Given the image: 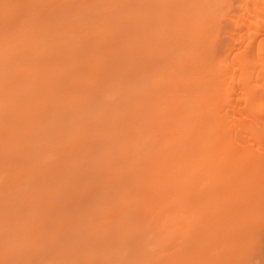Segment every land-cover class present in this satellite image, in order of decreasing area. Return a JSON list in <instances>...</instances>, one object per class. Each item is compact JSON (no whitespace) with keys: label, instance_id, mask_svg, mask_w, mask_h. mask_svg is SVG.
<instances>
[{"label":"rangeland","instance_id":"obj_1","mask_svg":"<svg viewBox=\"0 0 264 264\" xmlns=\"http://www.w3.org/2000/svg\"><path fill=\"white\" fill-rule=\"evenodd\" d=\"M165 1L171 3L169 8L165 7L166 3L163 4ZM200 1L201 6L198 5V8L209 3L208 0L207 3L204 0V3ZM233 1L214 0L213 2L212 0V4L219 3L214 5L215 13L213 7L205 6L209 9H205L208 12L204 10L205 16L197 17L202 19H199V22L204 19L207 25L200 26L201 23L199 24L196 18L198 9H195L194 4L191 6L192 0H0V39L8 40L18 36V42L21 43L17 48L15 45L13 49L11 47V57L0 53V73H2L0 75V264H264V194L256 195L259 191L264 192V187L262 190H257L264 182V169L252 168L256 172L248 173L247 178L256 175L254 183L257 184L252 187L253 180L247 179L251 185H247L250 186V192L248 189H245L246 192L242 189L241 192L240 188V191L233 192L232 199L228 194L225 195L226 191H222L227 187L223 186V183L219 186L224 188H215V182L214 185L212 184L213 187L209 186L213 182L211 172L209 175V172L204 170L210 167V162H214V166L219 167L220 163L221 167L226 164V168L229 164L226 158L225 160L224 157L222 158V153H226L220 152L223 146L224 150L226 149L227 140L218 130L220 128L222 130V125L224 128L228 125L232 114L231 107H227L222 99L223 89L220 94L219 91L218 94H214L213 90L210 91L218 95L217 97L222 93L221 104H225L224 107L220 104L223 108L221 106L217 108V110L221 109L218 110L220 114H217L212 103L214 101L211 100L212 108H215L218 116L215 115L214 118L213 115V118H209L217 121L212 124V120H209L205 132H208L209 128L212 129L211 132L206 133L208 134L206 140L209 139L212 145L206 144V140L201 139L205 133L201 129L203 132L201 136L199 135L201 147L198 146L197 150L204 156L196 152L197 150L195 152H192V148L190 150L195 155V160L198 159L199 162L193 164V167L204 166L200 168L202 172L203 170L206 172L202 175H209L211 178L206 177V180L203 178L200 183L199 171L196 170L197 168H192V171L196 170L195 176L197 174L196 178H193L195 181L198 180L196 182L199 184L195 187L193 184L188 186L185 184V178L183 177L182 180L183 178L180 179L178 176L182 183L185 181V185L177 189L176 186H179L177 182L181 184V181L177 180L178 178L173 180L177 177L178 171L176 172L172 166L174 162L172 156L177 158V161L180 159L177 157L179 152L176 153L178 148L173 151L179 146L168 143L169 140L172 142V137L169 136H172V130L175 128L173 119L176 116L173 117L172 112L177 109L176 104L182 99L189 100L190 91L194 89V85L195 87L199 85L196 80L201 78L202 74L203 77L208 74L201 69L198 70L199 73H195L198 68L194 72L193 68L196 66L192 68L191 63L189 65L191 60L187 62L186 58L182 59L188 63L189 72L185 68L187 66L185 62L182 67L185 69H181L183 62L180 68L172 62L166 65L165 61L167 67L163 65L164 58L161 56L163 53L157 48L163 41L161 38L169 36L173 38L176 31L172 30L171 25L176 23L180 26L179 32L182 29L187 34L184 36V32L178 33L177 30L176 33L184 37L176 35L174 39L177 38L179 41L175 39V43H180L181 39L184 41L188 37L186 41L191 43L190 49L197 45L201 50L200 43L197 42L200 37L197 35L200 33L199 35L203 36L199 40L202 44L201 39L204 40V37L210 34L212 38L207 39L210 42L204 40L206 41L204 45L209 43L214 47L212 49L209 45L210 50L208 48L206 50L205 47L206 51L215 54V56L211 54L215 57L212 58L206 53L212 59L210 66L215 61L219 66L222 61H231L234 54L230 55L232 59L227 56L224 60V53L221 50L226 43L224 40H228L231 34L229 28L233 30L230 20L225 17H231V13L222 16L221 12L222 14L230 12L231 7H233L231 10L238 12L236 11L238 6L235 7V4L239 2ZM215 8L225 10L217 11ZM175 9L179 11L177 14ZM177 15H180L181 19H177ZM215 18L214 22L212 19ZM223 26L226 30H223ZM202 27L213 31L209 29L211 33H203L205 29L201 33ZM194 34L196 36H193ZM169 39L167 45L171 43ZM158 41L157 46L155 43ZM195 48L190 50L194 51L193 54L198 50L196 49L195 52ZM151 49L156 50L154 54L151 53ZM198 54L203 56L201 51ZM254 55L257 57V52L251 54ZM194 59L193 64L197 59L199 60V57L196 61ZM149 60L159 62L157 66L152 67L147 65L150 63ZM217 63L215 64L218 67ZM215 64L211 72L215 70ZM259 65L261 67V64ZM149 68L153 70L150 71ZM27 69V74H23L20 79H14L15 71ZM176 69H181L183 72L186 70L187 73L176 78L177 71H174ZM257 70H253L252 80L255 78L254 74L258 75ZM261 71L254 81L258 82V86L263 87L264 71L263 73ZM207 78L209 82L206 81ZM207 78H201L202 90L204 86L206 88V84L213 86L210 82L213 78L210 75ZM10 83L13 87L8 89L7 85ZM189 83L194 84H190L192 88ZM260 89L263 90L259 87L255 90L256 93L260 94L262 92L259 91ZM166 91L173 92L172 96H169L170 93L165 95ZM146 93H151L152 97L146 96ZM262 96L264 97V93ZM202 99L203 97L200 100ZM169 100L172 102L170 103ZM218 101L219 98L216 102ZM189 102L183 104L185 107L189 106L187 109H191L189 114H192L193 108ZM256 102L258 103V100ZM172 103L177 106L176 109L173 108ZM203 103H206L203 107L210 106L208 101ZM161 111L165 118L162 116V119L157 120L154 113ZM212 111H209L208 117L212 115ZM187 112L182 113L183 121L187 122L181 123L184 124L183 126L188 123L186 126L190 127L194 118L191 119V115L186 118ZM202 112L204 113L203 109L200 112L202 116L206 115ZM234 114L240 119V115H236L238 113ZM218 117L220 120L223 119L222 123ZM169 119L170 121H167ZM142 121L144 127L141 125ZM176 121L180 123L178 119H175V123ZM178 123L175 126L180 129ZM258 126L256 124L259 130L256 129L258 131L255 132L254 128L253 131L248 130L249 127L245 128V133L259 136L262 144L259 147L262 146L260 149L264 151V123L259 122ZM237 130L238 138L247 141L246 135L241 133L240 129ZM129 132L134 133L129 134ZM139 132L145 134L141 135ZM214 135L219 139L214 138ZM161 138L164 139L167 148L169 146L173 149L168 148L172 155L167 150L162 151V148L163 150L167 148L164 146L161 148L164 145ZM132 139H135L136 143L131 141ZM159 139L162 145L161 142L159 144ZM188 141L191 140L188 138ZM202 141L203 145H207L205 150ZM245 141H243L244 145L248 142ZM216 142H219L217 143L219 146H215ZM158 144L161 149L157 147ZM182 145L180 147H184L183 143ZM213 145L218 149L214 150ZM157 148L163 152L161 157L157 156ZM187 148L181 150L186 151ZM253 148L252 153L258 151L255 146ZM206 149H209V152ZM147 150L148 152H145ZM190 151H188L190 158L187 157L188 152H184L187 154H184L187 162L183 161V165L193 160ZM230 157L232 158L229 155L227 160ZM209 158H213L211 159L213 161ZM200 161H205L206 164L200 165ZM218 161L220 163L216 165ZM240 161L241 166L244 164L248 166L245 161L244 164L242 160ZM231 164L230 161L229 167ZM176 168L179 169L178 166ZM226 168V172H230ZM210 169L212 168H209V171ZM247 169L250 172L251 166ZM226 172L224 175L227 174ZM237 172L236 175H244ZM213 173L218 175L217 171ZM257 180H260V184ZM191 181L187 180V184L195 183ZM233 181L231 180V184ZM240 181L243 179L237 182L242 183ZM223 182L224 185L227 183ZM244 186L246 188L245 183ZM254 187L257 189L255 190ZM236 188L239 189V186ZM254 191L256 194L254 193L253 196L256 199L252 201L250 194ZM182 204L186 205L182 206ZM210 208L212 212L209 211ZM180 222H183L181 230H179ZM94 224L96 226H93Z\"/></svg>","mask_w":264,"mask_h":264},{"label":"bare ground","instance_id":"obj_2","mask_svg":"<svg viewBox=\"0 0 264 264\" xmlns=\"http://www.w3.org/2000/svg\"><path fill=\"white\" fill-rule=\"evenodd\" d=\"M206 3H207V0H204ZM209 1V3L206 5V4H203L204 5V7L205 6H209L208 8H212L213 7V12H214V5H215V3L214 4H212L213 2H214V0H213V2H212V0H208ZM231 1H233V0H231ZM235 1H237V2H239L238 4H235V7H237L236 8V11L238 10V12H235V11H233V10H231L233 7H231V9H230V12H225V14H224V12H223V14H222V12H221V15L222 16H225V15H228V13L231 15V17L230 16H225L226 18H227V20H230L229 22H230V26H233L232 27V29L233 30H230V28H229V33L231 32V34H229V36H228V40L226 39V40H224V42H226L223 46H222V48H221V50H222V52L224 53V60H225V58L227 57V56H230L231 54L233 55L234 54V56H233V59L231 58L232 56H230V58L232 59H229V60H231V61H229V62H226V61H222V64L219 66V63H217L216 61H215V63H217L218 64V67H217V65L215 64V63H213L211 66H210V63H212V59L210 58V57H212V55H214L215 56V54H213L212 52L210 53L209 52V48H208V46L210 45V47L212 48L213 46H211V44H207V45H204V44H206V41L207 42H210L209 40H207V39H209L208 37H211V36H209L210 34H208V36L206 35V37H204V40H206V41H204L203 40V38L201 39L202 40V44H201V41H199L200 40V38L201 37H203V36H200L199 34L197 35V36H199L198 38V40H197V42L198 43H200V48H202L201 50L198 48V46L197 45H194V42L193 41H191L192 42V45H194L193 47H191V49H190V46H191V43H188V41H186L187 40V35H186V39L185 38H183V40L184 41H182V39L180 40L181 42L179 43L178 41V39L177 38H175V39H177L178 41V43H175V39H174V37L177 35V36H183L184 34H187V32H184L185 30H182L181 29V31H182V33H183V35L182 34H180V35H178V33H180L179 32V29H180V26L178 25V24H176V23H172V25H171V27H172V30H174V32L176 31L177 32V30H178V33H174V37L173 38H171L172 36H169V37H167V38H164V37H162L161 39L163 40H160V41H162V43H161V45L160 46H158L159 45V41H158V43L156 42L155 44L158 46L157 48L159 49V51L161 52V53H163V55H161V56H163V58H164V61H163V58H162V60L161 61H163V65H165L166 63V65H168V63H170V62H172V63H174V65L176 64V66L178 67V68H180V66H181V63L183 62V64H182V66H181V69H185L186 68V70H188L187 68L189 67L188 66V60H191V62L189 61V65H190V63H191V67L193 66L194 67V65L196 66V67H192L193 69V71L195 72V69L196 68H198V69H196L197 71L195 72V73H197L198 72V70L200 71V69L201 70H204L203 72H205V74H208L207 76H209L210 75V77H212L213 78V80H211L210 82L213 84V86H209V85H207L206 84V88H205V86H204V90H202V88H203V85L201 86L200 85V83H202V79L201 78H207V76H205V77H203V74L201 75L202 77L201 78H199V79H197L196 80V83L197 84H199L197 87H195V85L194 84H192V83H189V85L190 84H192V85H194V89L192 90V91H190V94H191V97L189 98V100L187 99L186 101H183V99L181 100V102H179V103H181V104H183L184 102L185 103H187V101H190L189 103H190V106H191V104H192V107L191 108H193V112H192V114H194L193 115V117H192V114H189V112L191 113V109H187V107L189 108V106H187V107H185L184 106V104H183V106L182 105H180L179 103V105L180 106H182L181 107V109L179 108V105L178 104H176L177 106V109H176V107H175V105L173 106V108L174 109H176L175 110V112L173 113L172 111V114H174L173 115V117L174 116H176V117H174V119H173V117H172V119L174 120L173 122H174V129L172 130V136H169V138L170 137H172V142H169L168 141V143H171V144H174V145H178L179 147H175L174 148V150L173 149H171L169 146H168V148H169V150L171 149V150H173V151H175V149H177L178 148V150L176 151V153L177 152H179V153H177V157L179 158L180 157V159H178V161H179V163H177L178 161H177V158H175L174 156H172V158L174 159V162H173V167H174V170L178 173H176V175H177V177L176 178H174L173 180H175V179H177L178 178V176H179V178L181 179V178H185V181H186V185H191L192 186V184L194 185L193 187H195V185L196 184H199V182L201 183L202 182V179L204 178L205 180H206V177H209V175H210V172H211V177H209V178H211L212 179V183L211 184H209V186H211L212 184L214 185L215 183V185H214V187L215 188H219L220 186H219V184L220 183H223V186H227V187H220V188H224L222 191H226L225 192V195L226 194H228V197L230 198V199H232L233 197V195H234V193L236 192V190H238V191H240V188H241V192H242V189H244L243 191L244 192H246L245 191V189L247 190H249V187L252 185V187H253V185L254 184H257V182L256 183H254L255 182V178L254 177H256V175L255 176H252V177H250V178H247L248 176L247 175H249V174H254V172H256V171H253V169L252 168H254L255 170H261V169H264V167H263V165H264V151H262V149H260L261 147H259L260 145H262L261 143H260V141H261V138L259 137V136H257V135H255L254 133H250V134H246L245 133V128H248V130H250V131H253V129L252 128H254V132L255 131H258L259 129L258 128H256V124H257V126H258V123L260 122V124L261 123H264V97L262 96L263 95V93H264V86L263 87H261V85H257V83H255V81L254 80H256V77L257 76H259V73H260V71L262 70V71H264V0H235ZM235 1H233V2H235ZM169 3V1H165L163 4H165V7L166 8H169V6L171 5V3ZM192 4H191V6H193V4H194V6L196 5V7H195V9L197 10H195L194 9V11H196L197 12V15H196V18L198 19V23L200 24H202V22H203V24L201 25L200 24V26H205V25H207L205 22L206 21H204V19H203V21H201L202 19L199 17H197V16H205V12H204V10L205 9H208V8H204L203 7V5H202V8H200V6H201V1L200 0H192ZM197 2H198V4H197ZM210 2H211V4H212V6H211V4H210ZM190 3H191V1H190ZM202 3H204L203 2V0H202ZM236 3V2H235ZM219 3L217 2L216 3V5H218ZM224 4V3H223ZM231 5H232V3H230ZM198 5H200L199 6V8L197 7ZM237 5V6H236ZM223 6V5H222ZM221 6V7H222ZM225 7V6H224ZM223 7V8H224ZM234 7V8H235ZM204 8V9H203ZM223 8H221V9H223ZM229 8H230V5H229ZM192 9V8H191ZM216 9V8H215ZM217 9H219V8H217ZM216 9V10H217ZM220 9V10H221ZM201 10V11H200ZM209 10V9H208ZM210 10H212V9H210ZM215 10V11H216ZM220 10H217V11H220ZM223 10H225V9H223ZM228 10V9H227ZM235 10V9H234ZM175 11H176V14L179 12L178 11V9H175ZM206 11V10H205ZM232 11V12H231ZM206 12H208V11H206ZM234 12V13H233ZM195 13V12H194ZM193 13V14H194ZM204 14V15H200V14ZM215 13V12H214ZM217 13V12H216ZM199 14V15H198ZM219 15H220V13H218ZM217 14V15H218ZM207 15H210V14H207ZM216 15V14H215ZM224 17V18H225ZM230 17V18H229ZM176 18L177 19H181V16L180 15H177L176 16ZM210 18H211V16H210ZM212 18H213V16H212ZM220 18V17H219ZM222 18V17H221ZM196 19V20H197ZM199 19H201L200 20V22H199ZM212 20H214V22L216 21V18L215 19H212ZM222 20V19H221ZM224 20V19H223ZM210 21V20H209ZM219 22V21H218ZM226 22V21H225ZM220 23V22H219ZM219 23H217V25H219ZM223 23V22H222ZM228 23V22H227ZM216 24V23H215ZM224 24V23H223ZM217 25H215V26H217ZM228 25H229V23H228ZM197 26H199L198 24H197ZM210 26V25H209ZM219 26H221V25H219ZM218 26V27H219ZM225 26V25H224ZM223 26V27H224ZM206 27H208V26H206ZM206 27L205 28H201L200 29V31H201V33L203 32V30H205L206 29ZM222 27V28H223ZM244 28V29H246L245 31H242V30H244V29H241V28ZM198 28V27H197ZM217 28V27H216ZM221 28V29H222ZM226 28H227V25H226ZM226 28L224 27L223 28V30L225 29L226 30ZM199 29V28H198ZM209 29L210 28H208V29H206V30H208V31H206L205 30V32H203V33H211L213 30L212 29H210V30H212L211 32H209ZM215 29V28H214ZM219 30H220V27L218 28ZM217 30V29H216ZM199 31V32H200ZM218 32H222V31H218ZM31 34H33V33H31ZM223 34H226V33H223ZM202 35V34H201ZM228 35V34H227ZM185 36V35H184ZM183 36V37H184ZM193 36H196L195 34L193 35ZM223 36V35H222ZM225 36V35H224ZM191 38H192V36H190ZM169 38H171V39H169ZM190 38V39H191ZM212 38V37H211ZM167 39H169V42H171L169 45H167L168 44V40ZM180 39V38H179ZM222 39V38H221ZM167 40V41H166ZM170 40H172V41H170ZM173 40H174V43L172 44V42H173ZM189 40V39H188ZM195 40H196V38H195ZM217 40V39H216ZM218 41V40H217ZM221 41H223V40H221ZM187 42V43H186ZM189 42H190V40H189ZM182 43V44H181ZM184 43H186V44H184ZM196 43V42H195ZM19 44H21L20 42H18V36H14V38H12V39H0V53H2L3 55H6L7 57L8 56H12L11 55V52H10V50L12 51V49H13V46L15 45V48H17V47H19ZM184 44V45H183ZM181 45V46H180ZM202 45H204V46H202ZM155 46V45H154ZM153 46V47H154ZM169 46V47H168ZM187 46H189V47H187ZM11 47H12V49H11ZM205 47H206V50H207V48L209 49L208 51H206L205 50ZM157 48H155V49H157ZM170 48V49H169ZM192 48H195L194 50H195V52H196V49H198V50H200L201 51V54L203 55V56H201L200 54H198V53H200V51H198L197 50V52L196 53H194V54H197V55H200V56H195L194 54H193V52H191L193 49ZM204 48V49H203ZM214 48V47H213ZM212 48V49H213ZM155 49H151V53H155ZM157 49V50H158ZM191 50V51H190ZM202 51H205V52H202ZM254 51H255V53L257 52V57L254 55V56H251V54H255L254 53ZM4 52V53H3ZM159 52V53H160ZM153 53V54H154ZM203 53H205V54H203ZM206 53H208V54H210L209 56H208V54H206ZM212 54V55H211ZM159 54H157V56H158ZM160 56V57H161ZM188 56V57H187ZM204 56H206V57H204ZM212 57V58H215V57ZM196 57V59H197V57H199V60L197 59V61H196V59H194ZM209 57V58H208ZM184 58H186V60H187V62L186 61H183V59ZM187 58H189V59H187ZM211 59L210 61L211 62H209V60L208 61H206V59ZM229 58V57H228ZM160 59V58H159ZM194 59V61H196V62H194L195 64H193V60ZM168 60H170V61H168ZM181 60V61H180ZM206 61V62H202V61ZM221 60V59H220ZM219 60V61H220ZM223 60V59H222ZM228 60V59H227ZM150 61V60H149ZM165 61H166V63H165ZM201 61V62H200ZM159 61L157 60H154L153 62L152 61H150V63L148 64L147 63V65L149 66V65H151L152 67L153 66H157V63H158ZM176 62V63H175ZM184 62H185V65H187V66H185V68H182V67H184L183 65H184ZM213 62H214V60H213ZM224 62V63H223ZM207 63V64H206ZM193 64V65H192ZM196 64H200L199 66L198 65H196ZM204 64H206V65H204ZM216 65V68H215V70L213 71V72H211L212 71V69H214V67H212L213 65ZM235 64V65H234ZM259 64H261V67H260V65ZM165 65V66H166ZM173 65V64H172ZM208 65H209V67H208ZM164 66V67H165ZM170 66H171V64H170ZM198 66V67H197ZM206 66H207V68H206ZM257 66H259V67H257ZM167 67V66H166ZM165 67V68H166ZM203 69H202V68ZM212 67V68H211ZM253 67H257V68H255L256 70L257 69H260V70H257V72H258V75L256 76L255 74H254V76H255V78H254V80H252L253 78H252V74L254 73V71H255V69H253ZM169 68V67H168ZM172 68H174V67H172ZM210 68V69H209ZM217 68H219L218 70H217ZM149 69H151V68H149ZM181 69H176V70H174V71H177V73H176V78H180L181 76H183L184 74H186L187 72H186V70H184V72H183V70L181 71ZM208 69V70H207ZM153 69H151L150 71H152ZM167 70V69H166ZM165 69H164V71H166ZM171 70V69H170ZM170 70H169V72H170ZM205 70H207V71H205ZM217 70V71H216ZM254 70V71H253ZM28 71V69L27 70H21V71H19V72H17V71H15V74H14V79L15 78H17V79H20L21 77H22V75L23 74H27L26 72ZM172 71V70H171ZM173 71V72H174ZM178 71H180V72H178ZM190 71V69L188 70V72ZM215 71L216 72H218L217 73V75H216V73H215ZM261 71V72H262ZM17 72V73H16ZM172 72V73H173ZM186 72V73H185ZM208 72V73H207ZM199 73V72H198ZM263 73V72H262ZM17 74V75H16ZM168 74V73H167ZM166 74V75H167ZM171 74V73H170ZM0 75H2V73H0ZM192 75H193V73H192ZM198 75V74H197ZM200 75V74H199ZM212 75V76H211ZM149 76V75H148ZM168 76H170V75H168ZM175 76V75H174ZM186 76V75H185ZM190 77V76H189ZM199 77V76H198ZM0 78H1V76H0ZM168 78V77H167ZM183 78V77H182ZM194 79V78H193ZM193 79H191V80H193ZM251 80V81H250ZM166 81V80H165ZM176 81H177V79H176ZM206 81L207 82H209L208 81V78L206 79ZM252 81H254V82H252ZM188 82V81H187ZM249 82H251L252 83V85H251V83H249ZM9 83V82H8ZM184 83V82H183ZM255 83V84H254ZM11 84V83H10ZM7 85L8 86V89H11V87H13V85L11 86V85ZM177 84V83H176ZM175 84V85H176ZM163 85V83L161 84V86ZM6 88H7V86H6V84L4 85ZM168 86V85H167ZM178 86H179V84H178ZM186 86H188V85H186ZM200 86V87H199ZM253 86V87H252ZM10 87V88H9ZM163 87H166V86H163ZM170 87V86H169ZM190 87L192 88L193 86H191L190 85ZM190 87H188V89L190 88ZM211 87V88H210ZM263 88V90L262 89H260L259 91H261L262 90V92H260V94L262 93V95H260V94H258V93H256V89H258V88ZM168 88V87H167ZM185 88V87H184ZM187 88V87H186ZM207 88H210V90L209 89H207ZM166 89V88H165ZM170 89V88H169ZM173 89V88H172ZM221 89H223V94H224V97H223V95H222V93H221V95H222V99H223V101H224V103H226L227 104V107H231V111H232V114H231V116H230V118L231 119H229V123H228V125L224 128V125H222L221 127H222V130H221V128L220 129H218L219 131H220V134L222 135V136H224L223 138L224 139H226L227 141L225 142V143H227V146H225V150H224V146L220 149V152L222 151H224L226 154H224V153H222V158L224 157V160H225V158H226V161H227V163L229 162V164H230V161L232 162V164L231 165H233L234 167H232L231 165H230V167H229V164H228V167L226 168V164H224V166H225V168L227 169V170H230V172H229V174H228V172H226V170H225V168H224V166L223 167H221V163H220V161H218L217 163H216V165H218V163H220L219 165H220V167L219 166H214V162H210V167L209 168H212V169H210V171H209V168L208 169H205L204 168V170L206 171H208L209 172V175L208 176H203V175H205L204 173H206V172H204V170H203V172H202V170L200 169V168H197L198 166H196V168L195 167H193V164L195 165L196 164V162H198V159L197 160H195L196 158L194 157L195 155H193V153L192 152H195L197 149H198V146H200L201 147V144H200V140L203 138L204 140H206L208 137L206 136V135H208V134H206V133H208L209 131H210V129L211 128H209L208 130V132H205V128L207 129V124H208V122H209V120H212V124L214 123V122H216L214 119H209V118H211L213 115H214V118H216L215 117V115H217L219 112H218V110H221V109H218L217 110V108H220V106L221 105H223V104H221V103H223V101H222V99H221V95L219 96V97H217L216 95H214V94H218V92L217 91H219V94H220V91H221ZM168 90V89H167ZM206 90V91H205ZM213 90V93L212 92H210V91H212ZM179 92V91H178ZM182 92V91H181ZM205 92V93H204ZM163 93H164V91H163ZM169 93H170V91H166V93H165V95H169ZM171 93H173V92H171ZM170 93V94H171ZM180 93V92H179ZM188 93V92H187ZM147 95L146 96H149L150 98L152 97L151 95V93H146ZM189 94V95H190ZM204 96H203V95ZM214 95V96H216L217 98L215 99V97L213 96H209V95ZM259 96H258V95ZM182 95V94H181ZM188 95V96H189ZM206 95H207V97H206ZM169 96H172V94L171 95H169ZM178 96V95H177ZM183 96V95H182ZM176 97V96H175ZM203 97V99L202 100H200L201 98ZM148 98V97H147ZM178 98H180V97H178ZM205 98V99H204ZM218 98H219V101H220V99H221V101L219 102H216L217 100H218ZM143 99V98H142ZM207 99H209V100H207ZM213 99V100H212ZM215 99V100H214ZM179 100V99H178ZM184 100H185V98H184ZM214 101V102H212V101ZM242 101L241 103H239V101ZM258 100V103L256 102ZM148 101V100H147ZM170 101V103L172 102L171 100H169ZM182 101H183V103H182ZM203 101L204 102H207L208 101V106L209 107H203L204 105L203 104H206V103H203ZM151 102V101H150ZM199 102V103H198ZM214 103V107L216 108V110H215V108L213 107L212 108V103ZM142 103V102H141ZM144 103H145V101H144ZM169 103V104H170ZM149 104V103H148ZM154 104V103H153ZM168 104V103H167ZM221 104V105H220ZM141 105H143V103L141 104ZM147 105V104H146ZM145 105V106H146ZM171 105V104H170ZM170 105H168V106H170ZM216 105V106H215ZM218 105V106H217ZM225 105V104H224ZM224 105H223V107H224ZM154 106V105H153ZM152 106V107H153ZM202 106V107H201ZM205 106H207V105H205ZM171 107V106H170ZM201 107V108H200ZM222 107V106H221ZM222 107V108H223ZM148 108V107H147ZM157 108V107H156ZM172 108V109H173ZM186 108V109H185ZM204 108H206V109H204ZM167 108H165V110H166ZM173 109V110H174ZM202 109H203V111H204V113H206V115L204 114V116H202V114L200 113L201 111H202ZM207 109H209V111L211 110H213L212 112V115L211 116H209L208 117V113H209V111L207 110ZM228 109H230V108H228ZM162 110H164V109H162ZM188 112H187V111ZM194 110L196 111L195 113H194ZM205 110H206V112H205ZM217 112V114H216V112ZM169 112H170V110H169ZM169 112H167V113H169ZM185 112H187L188 113V115H186L185 117L187 118V116H190V118L191 119H193V121H192V123H190V127L188 128L186 125L188 124H186L185 126H183L184 124H182V123H184L185 121H183V114L182 113H184L185 114ZM240 112H242V113H240ZM161 113H162V111H161ZM154 113V114H156L154 117L157 119V120H159V119H162L161 117L163 116V118H165V116L163 115L164 113ZM166 113V114H167ZM215 113V114H214ZM234 113H238V114H236V115H240V119L237 117V116H235V114ZM240 113V114H239ZM170 114V113H169ZM168 114V115H169ZM208 114V115H207ZM220 114V113H219ZM242 114V115H241ZM140 116V115H139ZM144 116V115H143ZM142 116V117H143ZM169 116H171V114L169 115ZM218 116V115H217ZM242 116V117H241ZM141 117V116H140ZM166 117H168V116H166ZM202 117H204V118H202ZM206 117V118H205ZM208 117V118H207ZM237 117V118H236ZM139 118V117H138ZM180 118H182V120H180ZM213 118V117H212ZM219 118V117H218ZM140 119V118H139ZM167 119V118H166ZM175 119H178L179 120V122L181 123L182 121V123H181V125H179L180 123H178L177 121H176V123H178V125L177 126H180V129H179V127H177L176 128V126H175ZM205 119V120H204ZM156 120V121H157ZM222 121H223V119H221ZM221 120H220V118H219V121L221 122ZM147 121V120H146ZM152 121V120H151ZM156 121H154V122H156ZM167 121H170V119L169 120H167ZM166 121V122H167ZM204 121H205V124H203L204 123ZM219 121L217 122V124L219 123ZM252 121H254L255 123H253ZM144 121H142L141 122V125H142V123H143ZM165 122V123H166ZM172 122V121H171ZM187 122V121H186ZM211 122V121H210ZM140 123V122H139ZM149 123H150V121H149ZM207 123V124H206ZM222 123V122H221ZM252 123V124H251ZM147 124V123H146ZM164 124V123H163ZM173 124V123H172ZM171 124V125H172ZM202 124H203V127L201 128V126H202ZM210 124V123H209ZM216 124V123H215ZM214 124V125H215ZM223 124H224V122H223ZM226 124V123H225ZM140 125V126H141ZM144 125V124H143ZM142 125V126H143ZM206 125V126H205ZM219 125V124H218ZM254 125H255V127H254ZM139 126V125H138ZM146 126H148V124L146 125ZM169 126H170V123H169ZM212 125H210V127H211ZM217 126V125H216ZM251 126H253V127H251ZM144 127V126H143ZM152 127V126H151ZM154 127V126H153ZM259 127V126H258ZM171 128V127H170ZM172 128H173V126H172ZM204 128V129H203ZM224 128V129H223ZM205 132L204 133V135H202L203 134V132H202V130ZM214 129V128H213ZM237 129H240L242 132L241 133H243L244 135H246L245 137L246 138H248L247 139V141H245V139H243V141H245V142H247L246 144H247V146H246V144L244 145V143H243V141L242 140H240V137L238 138V136H237ZM252 129V130H251ZM256 129H258V130H256ZM140 130V129H139ZM168 130L170 131V129H169V127H168ZM212 130V129H211ZM216 130V129H215ZM135 131H136V129H135ZM143 131H145V130H143ZM147 131V130H146ZM155 131H157V130H155ZM199 131V132H198ZM141 132V131H140ZM139 132V133H140ZM149 132V131H148ZM147 132V133H148ZM153 132V131H152ZM211 132V131H210ZM130 133H132V132H129V134ZM134 133V132H133ZM132 133V134H133ZM137 133V132H136ZM142 133V132H141ZM140 133V134H141ZM146 133V134H147ZM154 133V132H153ZM156 133V132H155ZM197 133H199L198 135H197ZM213 133V132H212ZM219 133V132H218ZM126 134H128V133H126ZM128 134V135H129ZM131 134V135H132ZM139 134V135H140ZM143 134H145L144 132H143ZM143 134H141V135H143ZM171 133H169V135H170ZM151 135H153V134H151ZM199 135L201 136V139L199 138ZM211 135V134H210ZM239 135V134H238ZM244 135H242L243 136V138H244ZM260 135V134H259ZM133 136V135H132ZM153 136H155V135H153ZM221 136V137H222ZM263 136V135H262ZM136 137V136H135ZM140 137H142V136H140ZM212 137V136H211ZM216 137H218V136H216ZM215 137V135H214V138H216ZM127 138H128V136H127ZM137 138V137H136ZM149 138V137H148ZM151 138V137H150ZM168 138V137H167ZM188 138H189V140H191V141H188ZM192 138V139H191ZM198 138V139H197ZM264 138V137H263ZM139 139V138H138ZM166 139V138H165ZM195 139V140H194ZM202 139V140H203ZM212 139H213V137H212ZM218 139H219V137H218ZM128 140V139H127ZM141 140V139H140ZM145 140V139H144ZM143 140V141H144ZM148 140V139H147ZM152 140H154L153 138H152ZM151 140V141H152ZM158 140V139H157ZM160 140V139H159ZM161 140H162V142L164 141V139H162L161 138ZM161 140L159 141V144H160V142H161ZM175 142H177L176 144L174 143V141ZM197 140L199 141L198 143H197ZM214 140H216V139H214ZM221 140V139H220ZM131 141H133V142H135V139H132ZM130 141V142H131ZM146 141V140H145ZM262 141H263V139H262ZM130 142H129V144H130ZM142 142V141H141ZM147 142V141H146ZM162 142H161V145H162ZM167 142V139L165 140V143ZM185 142H186V144H188V145H186L185 144ZM188 142V143H187ZM191 142V143H190ZM194 142V143H193ZM206 142V144L207 143H209V139L208 140H206L205 141ZM213 142V141H212ZM136 143V142H135ZM152 143V142H151ZM150 143V144H151ZM182 143L184 144V147H180V145H182ZM197 143V144H196ZM217 143H219V142H216V144H215V146H219V145H217ZM225 143L223 142V144L225 145ZM248 143H250V145L248 144ZM254 144L253 146H252V144ZM159 144L157 145V147H159ZM163 144H164V142H163ZM194 144V145H193ZM199 144V145H198ZM204 144V142L202 141V145ZM203 145V147H204V150H205V147H207V145ZM136 145V144H135ZM142 145V144H141ZM167 146V144H164V145H162L161 146V148L164 146V148H167L166 146ZM169 145V144H168ZM189 145H191L190 147H189ZM209 145H212L211 143H209ZM126 146V145H125ZM183 146V145H182ZM194 146V147H193ZM197 146V147H196ZM215 146L213 145V148H214V150L216 149L215 148ZM221 146V145H220ZM251 146V147H250ZM255 146V149H258V151L256 150L255 152H257V153H252V151L251 150H253L254 147ZM146 147H147V145H146ZM148 147H150V146H148ZM190 148V149H188V148ZM196 147V148H195ZM199 147V148H200ZM212 147V146H211ZM257 147V148H256ZM160 147H159V149H161ZM168 148L167 149H165V150H163V148H162V151H166L167 150V152L169 151L168 150ZM181 148H184V149H186L187 148V152L188 151H190L191 150V148L194 150H192V154H191V156L192 157H194V158H192L193 160H189L188 162H189V164L187 163L186 165H185V163H184V165H185V167L187 168V166H188V169L189 170H191V171H189L188 169H186L185 167H183L184 165H183V161H185V162H187L186 160H187V157L188 158H190V155H189V152H188V156L187 157H185L184 156V154L185 155H187L186 153H184V152H186L185 150H181ZM253 148V149H252ZM131 149V148H130ZM150 149H151V147H150ZM156 149V148H155ZM218 149V148H217ZM216 149V150H217ZM223 149V150H222ZM144 150V149H143ZM181 150V151H180ZM200 150H201V148H200ZM207 150V149H206ZM210 150H211V148H210ZM213 150V151H214ZM126 151V150H125ZM139 151V150H138ZM142 151V150H141ZM159 151V152H158ZM161 150H158V148H157V156L159 155V157H161L162 155H163V152H160ZM208 152H209V149L207 150ZM206 151V152H207ZM254 151V150H253ZM131 152V151H130ZM145 152H148V150L147 151H145ZM150 152V151H149ZM196 152H198V150L196 151ZM207 152V153H208ZM125 153V152H124ZM139 153V152H138ZM158 153H162L161 155L160 154H158ZM173 153V152H172ZM175 153V152H174ZM175 153V154H176ZM182 153H183V156H181L182 155ZM199 153V152H198ZM212 153V152H211ZM229 153V154H228ZM141 154V153H140ZM139 154V155H140ZM154 154V153H153ZM168 154V153H167ZM169 154L170 155H172L171 154V151H169ZM200 154V153H199ZM212 154H214V153H212ZM218 154V153H217ZM228 154V155H227ZM254 154V155H253ZM128 155V154H127ZM156 155V154H155ZM200 155H203L204 156V154H200ZM221 155V154H220ZM226 155V156H225ZM232 156V158L230 157V159L229 160H227V157L228 156ZM209 156V155H208ZM210 156H211V154H210ZM242 156H244L243 158H241ZM130 157V156H129ZM143 157V156H142ZM144 157H145V154H144ZM153 157V156H152ZM151 157V158H152ZM167 157V156H166ZM199 157H201V156H199ZM146 158H147V155H146ZM150 158V157H149ZM153 158H155V157H153ZM171 158V156L169 157V159ZM171 158V159H172ZM219 158V157H218ZM238 158H239V160H238ZM168 159V160H169ZM171 159H170V161H171ZM210 159V161H213V160H211V159H213V158H209ZM215 160H216V157L214 158ZM220 159V158H219ZM144 160V159H143ZM161 160H163V159H161ZM200 160V159H199ZM204 160V159H203ZM206 161H207V159H205ZM238 162H237V161ZM240 160H242L243 162H242V164H244V161H245V163H246V165H250L251 166V169H250V172H249V169H247V168H250V166L248 167V166H245V164H244V166H241V161ZM148 161V160H147ZM169 161V162H170ZM177 161V162H176ZM180 161H182V162H180ZM160 162V161H159ZM168 162V161H167ZM221 162H223V160L221 161ZM234 162V163H233ZM235 162H237V163H235ZM153 163V162H152ZM152 163H151V166H152ZM175 163H177V165H174ZM181 163V165L180 166H182V167H180L179 166V164ZM192 163V164H191ZM199 163V162H198ZM205 163V161H200V165H202V164H204ZM240 163V164H239ZM261 163H262V167H261ZM168 164V163H167ZM172 164V163H171ZM171 164H169V166H171ZM206 164V163H205ZM252 164H254V166L252 165ZM146 165H147V163H146ZM162 165H163V163H162ZM199 165V166H200ZM238 165V166H237ZM148 166V165H147ZM178 166V168L179 169H177L176 167ZM189 166H191V168H189ZM212 166V167H211ZM259 166V167H258ZM150 167V166H149ZM204 167V166H203ZM202 167V168H203ZM206 167H207V165H206ZM244 167V168H243ZM163 168V167H162ZM177 170H176V169ZM192 168H195L197 171H199L198 172V180L199 179H201V180H199V182L197 183L196 181H198V180H196L195 181V178H196V176H197V174H196V176H195V172H196V170L194 169V171H192ZM215 168H217L216 170H215ZM222 169V170H220V169ZM229 168V169H228ZM240 168V169H239ZM243 168V169H242ZM260 168V169H259ZM167 169V168H166ZM185 169V170H184ZM214 169V170H213ZM219 169V170H218ZM237 169H238V172H237ZM173 170V172H174V174H175V171ZM187 170V171H186ZM201 170V171H200ZM227 173L226 175H229V176H226V175H224L225 174V172ZM233 170V171H232ZM234 170H236V171H234ZM242 170H244L243 172H242ZM248 170V171H247ZM215 171H217L218 172V175L216 174L215 175V173H213V172ZM187 172H189V173H187ZM194 172V173H193ZM220 172H222L221 173V175H220ZM224 172V173H223ZM236 172H237V174H239L240 172V175L242 174V173H244V175L242 174V176H239V175H236ZM260 172H263V171H260ZM171 173V172H170ZM187 173V174H186ZM232 173V174H231ZM245 173H247V174H245ZM249 173V174H248ZM182 174V175H181ZM189 174V175H188ZM191 174V175H190ZM200 174V175H199ZM203 174V175H202ZM222 174H223V178H222ZM176 175H173L174 177L176 176ZM188 177H187V176ZM194 175V176H193ZM212 175H215L214 177L212 176ZM258 175V174H257ZM260 175V174H259ZM258 175V176H259ZM163 176V175H162ZM171 176V175H170ZM190 176H192L191 178H190ZM257 176V178L258 179H260V177H258ZM260 176H262V175H260ZM193 177H195V178H193ZM229 177V178H228ZM243 177V178H242ZM163 178V177H162ZM170 178H172V177H170ZM179 178L177 179V180H179ZM184 178L182 179V180H184ZM213 178H214V180H213ZM216 178L218 179V180H216ZM238 178H240V179H238ZM245 178H246V180H245ZM252 178H254V179H252ZM190 179V180H189ZM203 179V180H204ZM220 179H222V181L220 182ZM229 179H231V180H234L233 182H232V184H231V180H229ZM243 179V181H240V182H242V183H239V182H237V181H239V180H242ZM247 179H249V180H253L251 183V185H250V181L249 180H247ZM263 179H264V177H263ZM187 180L190 182L191 180L192 181H195V183L193 182V183H190V184H187ZM162 181V180H161ZM167 181H169V180H167ZM179 181H181V180H179ZM185 181H183V183H182V181H181V184H179V182H177L178 184L177 185H179V186H176L177 187V189L181 186V185H185L184 184V182ZM191 181V182H192ZM223 181H225V183L227 182H229V185H227V183L224 185V182ZM237 183H236V182ZM258 181V180H257ZM260 181V180H259ZM259 181H258V184H260L259 183ZM264 181V180H263ZM175 182V181H174ZM188 182V183H189ZM215 182V183H214ZM246 182H248V183H246ZM163 183V182H162ZM173 183V182H172ZM217 183H218V186H217ZM234 183V184H233ZM244 183H245V185H246V188H244L245 186H244ZM263 184H264V182H262ZM157 184V183H156ZM176 184V183H175ZM238 184V185H237ZM262 184V187L260 186V189H257V187H254V189L256 188L257 190H262V188L264 187V185ZM213 185L211 186V187H213ZM221 185V184H220ZM242 185V186H241ZM247 185H250L249 187L247 186ZM160 186H161V183H160ZM188 186H187V188H188ZM239 186V189H237L236 187H238ZM241 186V187H240ZM256 186V185H255ZM258 186V185H257ZM157 187V186H156ZM170 187V186H169ZM173 187V186H172ZM171 187V188H172ZM182 187V186H181ZM180 187V188H181ZM192 187V190L194 189ZM233 187V188H232ZM251 187V188H252ZM158 188H159V186H158ZM190 189H191V187H189ZM259 188V187H258ZM185 189H186V187H185ZM225 189H228V191L227 190H225ZM254 189H252V191L254 190ZM255 189V190H256ZM161 190V189H160ZM174 190V189H173ZM133 191H134V189H133ZM176 191V190H175ZM237 191V192H238ZM179 192H181L180 190H179ZM229 192V193H228ZM234 192V193H233ZM249 192H250V190H249ZM176 194L178 193V192H175ZM256 194V192L254 191V192H251V194H250V198L251 199H253L252 201H254L256 198L254 197L255 196V194ZM182 194V193H181ZM222 194H224V193H222ZM230 194V195H229ZM245 194V193H244ZM261 195V194H264V192H261L260 193V191L259 192H257V194L256 195ZM177 195H179V194H177ZM254 195V196H253ZM258 195V196H259ZM254 197V198H253ZM179 198H180V196H179ZM162 200V199H161ZM244 202H245V200H243ZM116 204H117V202H116ZM119 204V203H118ZM186 205V204H185ZM184 204H182V206H185ZM210 212H212L213 210L210 208V210H209ZM180 224H181V228L179 229V230H181L182 229V224H183V222H180ZM93 226H96L95 224L93 225ZM92 226V227H93ZM163 232V231H162ZM159 234H161V233H159ZM119 236H121V235H119ZM122 243V242H121Z\"/></svg>","mask_w":264,"mask_h":264}]
</instances>
